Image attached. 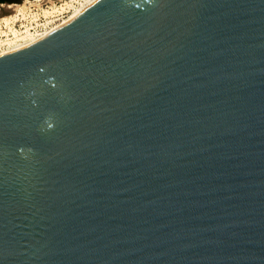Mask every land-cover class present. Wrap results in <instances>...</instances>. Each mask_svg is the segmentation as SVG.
<instances>
[{
	"label": "water",
	"instance_id": "water-1",
	"mask_svg": "<svg viewBox=\"0 0 264 264\" xmlns=\"http://www.w3.org/2000/svg\"><path fill=\"white\" fill-rule=\"evenodd\" d=\"M0 264H264V0H97L0 54Z\"/></svg>",
	"mask_w": 264,
	"mask_h": 264
},
{
	"label": "bare ground",
	"instance_id": "bare-ground-1",
	"mask_svg": "<svg viewBox=\"0 0 264 264\" xmlns=\"http://www.w3.org/2000/svg\"><path fill=\"white\" fill-rule=\"evenodd\" d=\"M26 1V0H25ZM71 0H65L63 2L64 5H70ZM97 0H81V2L79 3L80 6H76L73 7L71 13L67 16V18L63 19L64 17H62L60 20L54 22L53 25H51L50 27L46 28L45 30L39 32L37 35H32L31 33L28 32V28L24 27L23 29V34L20 35L19 32H17V29L13 28L10 23H12L13 21L17 20L18 15H20L21 17L24 16L25 14V10H26V5L23 3L15 5V13L14 15L10 16V17H4L2 19V23L7 27L5 30L0 28V36H4V38L0 37V43L4 42L7 43V46L2 49L0 51V54H4L7 52H13V51H17V50H21L23 48H26L32 44H34L35 42H37L40 39H43L47 36H49L50 34H52L54 31H56L58 28L64 26L65 24H67L68 22H70L71 20H73L76 16H78L86 7H88L89 5H91L92 3H94ZM56 4H52V6L50 8H43L42 9V13L43 14H47L51 11L57 10V8H62L61 6L55 7ZM19 16V17H20ZM33 17L36 16V14L32 15ZM25 17V16H24ZM9 30L11 36H8L7 32Z\"/></svg>",
	"mask_w": 264,
	"mask_h": 264
},
{
	"label": "built area",
	"instance_id": "built-area-1",
	"mask_svg": "<svg viewBox=\"0 0 264 264\" xmlns=\"http://www.w3.org/2000/svg\"><path fill=\"white\" fill-rule=\"evenodd\" d=\"M56 4L55 7L61 6L62 8H57V10L51 11L47 14L42 13V7H39V10L36 11V17L37 20L34 21V27L28 28V32L31 33L33 36L37 35L39 32L45 30L46 28L50 27L54 24V22L60 20L62 17H65L67 14H69L73 7L75 5H78L81 0H71L70 5H64L63 2L65 0H52ZM46 7L50 8L51 4L46 5ZM44 6V7H45ZM13 23V22H12ZM13 28L17 29V32H19L20 35L23 34L24 26H21V23H16V25L11 24ZM9 32V30L7 31ZM8 36L10 37V32L8 33ZM1 38H4V36H0ZM7 46V43L1 42L0 43V49L5 48Z\"/></svg>",
	"mask_w": 264,
	"mask_h": 264
},
{
	"label": "rangeland",
	"instance_id": "rangeland-1",
	"mask_svg": "<svg viewBox=\"0 0 264 264\" xmlns=\"http://www.w3.org/2000/svg\"><path fill=\"white\" fill-rule=\"evenodd\" d=\"M20 2L21 1H19L18 3H20ZM52 3H54L52 0H26V1H24V4L27 6L26 7V10H25V14H24L25 17L24 16L21 17L20 15H18L17 20L13 21V23H10V25L11 24L16 25V23H21V26H24L25 28L27 27V28L30 29L31 27H34V21H36L37 18H35L36 16L33 17L32 15L33 14L34 15L37 14L36 11L39 10V7H42V9L43 8H48L44 4H46V5L51 4V6H52ZM12 6L14 7V5H12ZM76 6H80V4H78ZM1 11H2V9H0V28L2 30L3 29L5 30L7 27L2 23V19L4 17H10V16L14 15V13H15V7L13 9H9V10H6L4 12H1ZM69 14H67L63 19L67 18V16ZM2 49H4V48H1L0 51Z\"/></svg>",
	"mask_w": 264,
	"mask_h": 264
},
{
	"label": "flooded vegetation",
	"instance_id": "flooded-vegetation-1",
	"mask_svg": "<svg viewBox=\"0 0 264 264\" xmlns=\"http://www.w3.org/2000/svg\"><path fill=\"white\" fill-rule=\"evenodd\" d=\"M19 1H21L20 3H23L25 0H0V9H2L1 12L13 9L14 7L12 5L15 6L20 4L18 3Z\"/></svg>",
	"mask_w": 264,
	"mask_h": 264
}]
</instances>
